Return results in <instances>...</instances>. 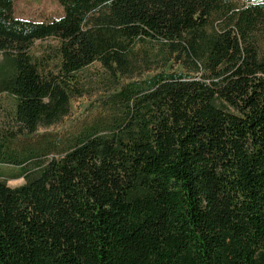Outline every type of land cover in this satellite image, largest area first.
<instances>
[{
	"label": "trees",
	"instance_id": "trees-1",
	"mask_svg": "<svg viewBox=\"0 0 264 264\" xmlns=\"http://www.w3.org/2000/svg\"><path fill=\"white\" fill-rule=\"evenodd\" d=\"M55 1L0 0V264H264V0ZM91 65L105 119L39 135Z\"/></svg>",
	"mask_w": 264,
	"mask_h": 264
},
{
	"label": "rangeland",
	"instance_id": "rangeland-1",
	"mask_svg": "<svg viewBox=\"0 0 264 264\" xmlns=\"http://www.w3.org/2000/svg\"><path fill=\"white\" fill-rule=\"evenodd\" d=\"M230 1L241 5L243 0ZM13 10L14 15L20 19L38 22L55 20L63 15L62 8L55 0H14ZM54 46L53 40L35 42L32 53L39 55L42 53L43 48ZM147 56H149L148 59L150 61L148 68L145 65L138 67L133 74L134 78L139 73H152L157 69L159 63L156 58L150 53H147ZM138 61L140 63V58H138ZM1 64L3 62L0 55ZM81 84L83 85V95L80 98L71 100L68 115L49 128H40L38 131L39 135H47L46 139L64 141L94 121L101 118L105 119V110L100 103V99L111 90L108 76L102 72L98 65H91L82 71ZM11 104L12 101L8 96L0 94V126L7 127ZM41 138L36 137L32 140V144ZM12 171V168L0 165V173H11ZM23 182L22 179L9 180L7 185L13 188L22 185Z\"/></svg>",
	"mask_w": 264,
	"mask_h": 264
}]
</instances>
